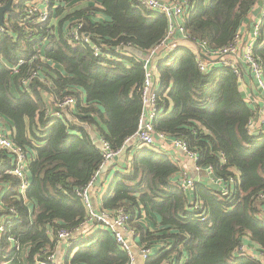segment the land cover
<instances>
[{"label":"trees","instance_id":"1","mask_svg":"<svg viewBox=\"0 0 264 264\" xmlns=\"http://www.w3.org/2000/svg\"><path fill=\"white\" fill-rule=\"evenodd\" d=\"M28 1L13 0L0 25V117L13 141L31 155L23 201L19 180L6 172L9 161L0 151V223L10 219L0 233V264H50L47 255L56 248V230L76 228L84 220L86 210L75 191L91 180L102 156L72 117L119 149L137 129L145 71L134 56L117 54L114 48L145 54L160 44L167 30L166 17L137 0H99V6L63 14L73 0H49L44 23L26 20ZM188 1L183 15L187 34L210 49L229 45L258 2ZM7 2L0 0V6ZM77 20L93 43L108 47L100 56L83 42H68L65 32ZM263 42L262 34L253 52L264 78ZM39 52L43 62L34 58ZM158 56L155 131L181 140L197 153L200 167L212 166L214 175L227 181L233 177L235 183L227 194L205 184H194L185 193L177 181L178 163L165 152L141 147L130 166L116 172L100 208L129 215L135 237L152 250L144 264H256L237 250L248 237L264 251V135L248 133L252 112L237 77L221 66L200 71L194 51L185 47L162 50ZM19 60L24 63L16 73L4 66ZM34 72L37 76L23 86L21 79ZM67 97L75 100L73 110L62 109L61 116L51 117L54 103ZM196 202L203 205V216L195 210ZM142 216L145 225L139 221ZM128 263L126 252L104 228L69 247L63 262Z\"/></svg>","mask_w":264,"mask_h":264},{"label":"built area","instance_id":"2","mask_svg":"<svg viewBox=\"0 0 264 264\" xmlns=\"http://www.w3.org/2000/svg\"><path fill=\"white\" fill-rule=\"evenodd\" d=\"M145 9L152 12L163 14L167 19V30L160 44L152 49H149L145 54H134L126 48V46H116L114 52L117 54L134 56L141 62L145 71L143 84L140 88V96L142 100V108L139 115L137 129L133 134L128 136L119 149L111 148L109 142L94 131L89 124L81 123L76 117L72 120L80 123L90 135L94 145L98 148L102 156L101 166L118 167V160H121L125 154L131 150H136L141 147L154 148L157 142H165L170 139L163 133H158L154 129V119L158 113L157 95H158V73L157 60L159 51H173L179 45L180 40L191 43L196 55L197 66L200 71L205 72L213 66H221L230 68L236 75L241 91L244 94V101L250 108L252 115L247 121V130L250 135L261 136L264 134V78L260 60L255 56L253 47L256 41L264 35V3L260 8L259 13L246 30L242 25L235 32L232 42L225 46L215 49H210L205 42H197L192 40L184 26V12L188 6V0H137ZM26 20H32L37 23H44L49 18V0H29L24 7ZM82 21L77 20L73 25L69 26L65 32L69 43L74 41L83 42L94 56H100L102 50L107 49L106 45L96 44L91 41L87 34L81 31ZM0 31H4V27L0 26ZM264 45V42L261 44ZM109 59H116L109 55H102ZM40 58L43 62V55L35 54L34 58ZM24 60H19L16 65L4 66L8 67L11 72L16 73L19 65L23 64ZM128 66V65H127ZM36 72L28 77L21 79V84L27 86L35 77ZM52 99V98H51ZM75 100L73 97H67L62 101L54 103L55 108L49 112L51 117L61 116V110L67 109L68 112L73 110ZM94 132V133H93ZM96 133V134H95ZM172 145L179 149L188 158L192 159L195 164V170H204L207 181L217 188L221 193L227 194L235 183V179L230 177L229 180H223L214 175L213 167L207 166L202 168L197 164L198 155L195 151L187 148L184 142L179 139H170ZM0 151L7 155L9 166L6 172L13 175L19 180L18 190L19 196L25 201V193L30 183L29 163L31 160L30 153L21 145L16 144L12 137L10 127L5 119L0 117ZM130 161L125 160V166H130ZM100 168L95 172L91 180L81 189L76 190L77 196L80 197L86 216L84 220L76 228L66 229L59 228L56 230V248L62 243L67 248L72 247L77 241L76 235L83 229H91L92 227L104 228L111 232L116 243L126 252L129 258L128 264L135 263L134 248H138L142 260H147L152 250L146 245H137L131 242L130 238L135 237L137 233L128 226L129 215L122 209L114 212H109L105 209H97L93 206L90 198V189L94 185V181L99 174ZM178 185L187 193L194 187L195 181L190 177L188 172L181 169L177 178ZM195 210L199 212V216H203L205 211L200 202L194 204ZM15 212L14 209H10ZM10 219L2 220L0 223V233L4 230L5 224H9ZM237 252L245 254L256 261V264H264V251H259L257 256L247 252L246 246L241 243ZM55 250L48 253L47 261L50 264H56Z\"/></svg>","mask_w":264,"mask_h":264},{"label":"crops","instance_id":"3","mask_svg":"<svg viewBox=\"0 0 264 264\" xmlns=\"http://www.w3.org/2000/svg\"><path fill=\"white\" fill-rule=\"evenodd\" d=\"M98 1L99 0H73L71 2H68L65 5V8L63 9L64 11H62V14L68 13L73 9L84 8V7H87L89 5L99 6ZM59 16H61V15L55 16L54 20H57V18ZM254 19H255V15H253V13H252L243 22V25H242L243 29L246 30L248 27H250V24L252 23V21ZM54 20L52 19V24L56 25V23H55L56 21L53 22ZM179 45L181 47H185V48H188L190 50H192L194 48V46L191 43L186 42L184 40H180ZM132 51H134V50H132ZM136 52L138 54L141 53L138 51H136ZM49 100H51V97L49 98ZM153 149H155V151H161V152L167 153L170 156L171 160L177 162L178 165L181 167V169H184L188 172L190 177L195 181V184H205L207 186H213L212 184H210L207 181L206 174H205L204 170L196 171L195 170V164H194L193 160L188 158L187 156H185V154L183 152H181L179 149H176L172 145V142L170 139L166 140L165 142H157V144L155 145V147ZM136 152H137L136 150H131V151L127 152L125 154V156H123L121 158V160H118L117 169L113 168L112 165L100 168L99 174L97 175V178L94 181V185L90 189L91 202L95 208L100 209L102 197L107 192L110 183L114 180L116 172L125 169L126 168L125 160L128 159L131 162L132 156ZM139 221L143 225H145V223H147V219L145 216H142ZM98 228L101 229L99 226V227H92L91 229L86 228V229L81 230L76 235L77 241L75 243L88 240L92 236V234L96 231V229H98ZM49 234L51 235V232H49ZM130 240H131V242H135L137 245H141L137 237H133V238L131 237ZM242 243L246 246L248 253L253 254L254 256L258 255L259 251H258V248H257L255 242L249 240L248 237H244L242 240ZM67 249L68 248L62 243L57 248H55L56 264H63V262L65 260V255H66ZM75 251H76V249H74L70 253L69 259L73 256ZM133 251L135 253V263L136 264H144V261L142 260L140 254H139L138 248H134ZM165 264H167V263H165Z\"/></svg>","mask_w":264,"mask_h":264},{"label":"water","instance_id":"4","mask_svg":"<svg viewBox=\"0 0 264 264\" xmlns=\"http://www.w3.org/2000/svg\"><path fill=\"white\" fill-rule=\"evenodd\" d=\"M12 1L13 0H8L6 4L0 6V25L3 24V17H4L5 12L11 10ZM263 3H264V0H258L257 6L252 12L253 15L256 16L259 13L260 8L263 5ZM131 52L134 54H138L136 51H131Z\"/></svg>","mask_w":264,"mask_h":264},{"label":"rangeland","instance_id":"5","mask_svg":"<svg viewBox=\"0 0 264 264\" xmlns=\"http://www.w3.org/2000/svg\"><path fill=\"white\" fill-rule=\"evenodd\" d=\"M54 20V19H53ZM56 20H54L53 22H55ZM95 229V228H94Z\"/></svg>","mask_w":264,"mask_h":264}]
</instances>
